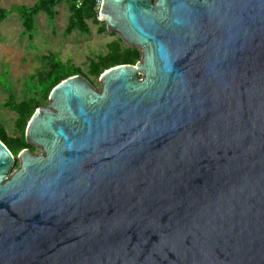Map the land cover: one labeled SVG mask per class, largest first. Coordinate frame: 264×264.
I'll list each match as a JSON object with an SVG mask.
<instances>
[{
	"label": "water",
	"instance_id": "1",
	"mask_svg": "<svg viewBox=\"0 0 264 264\" xmlns=\"http://www.w3.org/2000/svg\"><path fill=\"white\" fill-rule=\"evenodd\" d=\"M128 47L0 141V264H264V0H103Z\"/></svg>",
	"mask_w": 264,
	"mask_h": 264
},
{
	"label": "rangeland",
	"instance_id": "2",
	"mask_svg": "<svg viewBox=\"0 0 264 264\" xmlns=\"http://www.w3.org/2000/svg\"><path fill=\"white\" fill-rule=\"evenodd\" d=\"M36 0H0V8L11 5L31 6ZM70 15L69 5L62 3L54 8L53 18L40 13L35 19V27L26 33L16 14L9 15L0 23V126L8 137H18L20 132L15 125V114L3 107L9 96L19 102L26 98L40 99L35 77L48 70V55L57 57L61 62H70L97 88L98 78L89 75L88 66L97 56L108 52V45L119 38L105 29L98 31V24L87 21L89 31L77 29L66 31ZM122 44H124L122 42ZM125 45V44H124ZM126 46V45H125ZM42 99V106L48 104ZM30 151L39 154L40 149L31 146ZM19 162L15 159L14 169Z\"/></svg>",
	"mask_w": 264,
	"mask_h": 264
},
{
	"label": "trees",
	"instance_id": "3",
	"mask_svg": "<svg viewBox=\"0 0 264 264\" xmlns=\"http://www.w3.org/2000/svg\"><path fill=\"white\" fill-rule=\"evenodd\" d=\"M76 1L77 0H36L31 6L15 4L7 9L0 8V23L9 15L16 14L21 21L24 31L26 33H31L35 27V19L40 13H44L48 17L53 18L54 8L62 3H67L70 11L66 27L67 33L74 29L87 33L89 31L87 25L88 20H92L96 24L99 23L97 11L93 7V3L88 0H82V6L80 7H76ZM98 31L100 33L105 31L104 23L99 25ZM140 57L141 52L138 48L125 46L122 44L120 38H117L108 45L107 54L97 56L96 60L89 63L88 72L89 75L98 78L104 71L117 65H135ZM47 59V72L38 74L33 83L36 84L40 99L26 98L17 102L14 100L13 96H9L3 103L4 108H7L15 114V125L20 132L18 137H8L0 126V141L8 148L14 157L23 149H31V146L25 142L24 131L35 110L42 106V99H48L51 90L61 81L70 76L82 74L79 68L75 67L70 62H61L52 54L48 55Z\"/></svg>",
	"mask_w": 264,
	"mask_h": 264
},
{
	"label": "built area",
	"instance_id": "4",
	"mask_svg": "<svg viewBox=\"0 0 264 264\" xmlns=\"http://www.w3.org/2000/svg\"><path fill=\"white\" fill-rule=\"evenodd\" d=\"M91 3H93V7L95 8V10L98 12V10L100 9L101 3L103 0H88ZM82 6V0H77L76 1V7H80Z\"/></svg>",
	"mask_w": 264,
	"mask_h": 264
},
{
	"label": "flooded vegetation",
	"instance_id": "5",
	"mask_svg": "<svg viewBox=\"0 0 264 264\" xmlns=\"http://www.w3.org/2000/svg\"><path fill=\"white\" fill-rule=\"evenodd\" d=\"M30 150V149H29ZM15 159H16V157H15ZM14 164H15V162H14Z\"/></svg>",
	"mask_w": 264,
	"mask_h": 264
}]
</instances>
